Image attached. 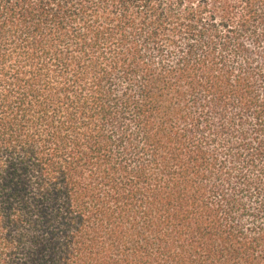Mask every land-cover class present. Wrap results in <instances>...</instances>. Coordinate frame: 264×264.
<instances>
[{"label":"trees","instance_id":"trees-1","mask_svg":"<svg viewBox=\"0 0 264 264\" xmlns=\"http://www.w3.org/2000/svg\"><path fill=\"white\" fill-rule=\"evenodd\" d=\"M0 264H264V0H0Z\"/></svg>","mask_w":264,"mask_h":264}]
</instances>
